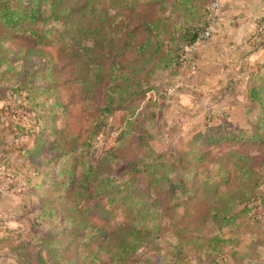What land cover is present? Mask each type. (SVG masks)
Returning a JSON list of instances; mask_svg holds the SVG:
<instances>
[{"label":"rangeland","instance_id":"rangeland-1","mask_svg":"<svg viewBox=\"0 0 264 264\" xmlns=\"http://www.w3.org/2000/svg\"><path fill=\"white\" fill-rule=\"evenodd\" d=\"M171 1L167 0V3ZM166 6L161 8L160 4H153L154 17L160 15L163 18L167 10H171V5ZM47 29L53 44L41 47L42 53L35 55L28 64V70L40 68L41 64L48 67L52 64L55 69L52 74L45 69L39 72L44 73L39 79L40 84L51 85V88L35 94L36 100L33 99L32 103L27 100L24 90L18 91L20 79L16 75L23 70L22 56L25 55L28 42L11 34L10 38H5V31H0V264H22L16 259L11 246L21 241L34 246L41 242L44 235L55 231L59 224L54 223L60 220L62 211L71 204L75 195L72 190L56 184L54 178L65 180L61 174L62 168H65L63 162H70L75 154H80L76 160L80 172L83 144L89 136L96 140V147L90 149L95 158L100 157L102 151L115 149L114 157L107 159L105 168L113 170L120 179L130 178L131 163L137 164L140 159L148 160V149H144L147 144L155 153L167 154V157L191 149L203 151L205 159L199 162V174H205L210 169L216 172L218 167L212 160L230 148H239L256 157V168L263 164L264 142L249 139L254 129L263 125L260 122V118L264 117L263 110L254 105L249 96L253 79L251 73L256 71L260 59L254 58L248 63L239 60L224 77L216 74L203 77L197 71L195 57L177 69L152 70L148 66L135 75V78L143 77V91L130 102L132 107L113 109L103 114L102 107L107 100L106 87L110 86L108 83H113L109 71L103 64L95 65L92 70L94 89L87 93L82 83L88 67L87 54L79 57L63 48L62 41L58 39L61 30L59 23L51 20L47 23ZM120 38L118 41L121 43ZM94 51L90 58L97 61L100 53L99 50ZM118 59L123 65H137L140 56L134 50L126 49ZM76 60L82 62L76 64ZM47 73L50 74L48 77L45 75ZM116 79L114 83L122 84L121 80ZM116 105L113 104L112 108ZM137 112H140L139 115ZM222 126L224 133L245 135L233 140L224 139L219 143L205 139ZM209 128L214 129L207 133ZM263 129L264 125L261 132ZM58 130L64 132L61 134ZM139 135L143 138L138 141ZM39 136L41 150L35 146ZM63 150L70 151V154L58 157L57 161L52 158ZM135 175L138 176V187H147L149 177L144 173ZM240 180L242 177L233 176L232 184L240 183ZM203 181V177L196 178L193 187L203 184ZM190 190L194 192L192 188ZM261 191L264 193V179ZM51 198L60 199L50 204L55 216L48 213L49 206L42 204ZM156 198L164 207L169 204L164 191ZM204 198L207 199V196L197 192L188 204L184 198L181 206L164 208L166 217L162 221V232L183 227H192L194 230L204 227L205 235L211 233L212 223L205 225V220H200L203 212L200 204H203ZM107 206L105 211L97 208L88 219L101 227H115L127 220L124 205ZM253 212L256 213L239 219L243 224L237 230L225 233L226 237L234 234L238 239L224 247V251L207 253L189 245L184 248L182 255L174 256L179 259L178 264H264V204L255 207ZM166 234L156 237L154 242L152 240L155 249L143 246L139 252H147L159 262L164 258L171 264L174 259L163 254L173 249L175 238ZM70 236L74 237L71 231L61 238L66 242L72 239ZM77 244L78 251L73 253L69 250V256L73 255L78 262L89 258L82 239L77 238ZM88 250L101 256L104 264H113L106 251H100L96 243L91 242Z\"/></svg>","mask_w":264,"mask_h":264},{"label":"trees","instance_id":"trees-1","mask_svg":"<svg viewBox=\"0 0 264 264\" xmlns=\"http://www.w3.org/2000/svg\"><path fill=\"white\" fill-rule=\"evenodd\" d=\"M215 1L173 0L167 3V0H0V31H5V38L7 36L10 38L11 34L28 42L25 55L22 56L23 70L16 75L20 79L18 91L24 90L27 93V100L32 103L36 98L35 94L51 88V85L40 84L39 79L44 73L39 72H44L45 69L52 74L55 67L52 64L49 67L41 64L40 68L28 70V64L38 52L42 53L41 47L53 44L47 23L51 20L59 23L61 30L58 39L62 41L63 48L75 56L87 54L85 55L88 67L82 82L87 88V93L93 92L94 89L92 70L95 69V65L103 64L109 71L113 83H108L110 86L106 87L107 100L102 107L103 114H108L113 109L132 107L130 102L143 91L141 90L143 77L135 78L139 71L147 69L148 66L152 70L177 69L186 65L191 57H195L196 51L193 49L196 50L203 39L201 34L213 22L212 5ZM143 4L147 6L144 7ZM153 4H160L161 8L169 4L171 10L169 12L167 10L163 18L160 15L155 18ZM263 22L264 18L257 25V36L261 40L264 39V33H260ZM119 37L121 43L118 41ZM87 41H90L89 44H84ZM126 49H132L140 56L137 65H132L133 63L123 65L118 59ZM97 50L100 58L94 61L90 54ZM76 61V64L82 62ZM50 74L45 75L48 77ZM251 76L253 79L249 96L253 104L263 110L264 114V63L260 64ZM115 79L121 80L122 84L114 83ZM114 102L117 105L112 108ZM260 122L264 125V117L260 118ZM263 125L254 129L249 139L264 142V131L261 132ZM223 128V126L216 128L218 131L205 139L211 143H219L224 139L233 140L245 135L224 133ZM213 129L209 128L207 133ZM58 131L61 134L64 132ZM202 137H205V134H202ZM142 138L143 136L139 135L138 141ZM40 141L39 136L35 141L37 150H41ZM95 141L89 136L83 144L80 172L76 162L80 154H75L70 162H63L65 168H62L61 174L65 176V180L59 181L56 177L54 182L72 190L75 197L62 211L60 220L54 223L59 224L56 229L54 228L55 231L44 235L40 243L32 246L29 242L21 241L11 246L18 262L104 264L101 256L88 250L91 242H94L100 251H106L113 264H169L164 258L159 262L151 254L139 252L143 246L155 249L152 247V240L154 242L156 237L168 233L166 235L171 234L175 241L173 249L163 255L174 259L171 264L174 262L178 264L179 259L174 256L182 255L184 248L189 245L207 253L224 251V247L238 239L237 235L231 234L226 237L225 233L237 230L243 224L239 221L241 217L256 213L253 212L254 208L264 204V193L261 191L264 162L256 168L254 166L256 157L239 148H230L212 160L218 167L216 172L210 169L205 174H199L201 165L199 162L205 159L203 151L196 152L191 149L186 153L167 157V154L155 153L147 144L144 145V149H148L146 156L148 160L140 159L137 164L131 163L130 178L120 179L113 170L105 168L108 164L107 159L114 157L115 149L102 151L103 154L95 158L90 152L91 148L96 147ZM69 152L63 150L52 158H56L57 161L58 157H66ZM140 173L149 177L145 188L138 187V176L135 174ZM233 176L242 177L240 183L232 184ZM199 177L204 178L203 184L193 187L195 179ZM191 188L194 192L190 190ZM163 191L167 194L169 203L167 207L156 198ZM197 192L207 196L203 204H200V209L203 210L202 214L200 213V220H205V225L212 223V232L205 235L204 227L196 230L192 227H183L162 232L164 230L162 221L166 217L164 208L181 206L184 198L188 204ZM59 200L51 198L44 200L42 204L49 206L48 213L55 216L50 204H55ZM84 202L86 205H83ZM116 204L124 205L128 216L127 220L115 227H101L88 219L97 208L105 211L107 205ZM161 216L163 219L160 220ZM69 231L74 233V237L70 236L72 239L65 242L61 236ZM77 238L82 239L89 256L87 259H80L79 262L73 255L69 256L67 253L69 250L73 253L78 251Z\"/></svg>","mask_w":264,"mask_h":264},{"label":"crops","instance_id":"crops-1","mask_svg":"<svg viewBox=\"0 0 264 264\" xmlns=\"http://www.w3.org/2000/svg\"><path fill=\"white\" fill-rule=\"evenodd\" d=\"M212 14V35L196 47L199 74L224 77L239 60L248 63L257 58L259 65L264 63V39L257 36L258 22L264 18V0H216Z\"/></svg>","mask_w":264,"mask_h":264},{"label":"built area","instance_id":"built-area-1","mask_svg":"<svg viewBox=\"0 0 264 264\" xmlns=\"http://www.w3.org/2000/svg\"><path fill=\"white\" fill-rule=\"evenodd\" d=\"M214 28H215V23L213 21L208 27V29L201 34V37L203 39L211 37ZM260 33H264V22L260 28ZM187 49L190 50V48H187Z\"/></svg>","mask_w":264,"mask_h":264}]
</instances>
